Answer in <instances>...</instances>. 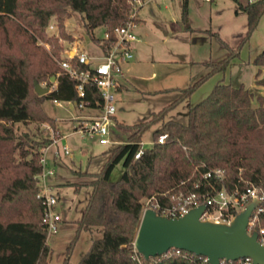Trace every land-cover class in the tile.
Listing matches in <instances>:
<instances>
[{
	"label": "trees",
	"instance_id": "trees-1",
	"mask_svg": "<svg viewBox=\"0 0 264 264\" xmlns=\"http://www.w3.org/2000/svg\"><path fill=\"white\" fill-rule=\"evenodd\" d=\"M133 0H0V264H48L50 249L42 224L44 206L38 196L37 174L41 171L40 150L50 142L17 137L12 125L49 123L54 119L43 109L45 100L70 102L73 106L99 109L97 89L84 84V96L76 91V79L59 67L63 51L61 41H70L65 20L72 12L84 15V27H97L112 35L130 15ZM247 16L245 35L236 48L222 41L228 54L217 62H205L207 71L179 96L148 119L131 128L133 132L106 151L99 171L86 172L81 186L91 187L62 264L81 230L93 228L101 236L92 238L77 264H208L203 255L171 248L163 255L145 259L133 245L143 211L142 198L155 196L162 204L168 195L178 191H212L223 185L228 190L250 182L264 190V96L254 94L243 84L232 86L218 82L200 101L188 107L182 123L168 114L212 75L224 72L238 55L264 12V0L239 6ZM55 20L56 34L47 27ZM185 30L186 6L181 12ZM216 34V33H212ZM44 45H47V49ZM257 68L264 66V49L253 59ZM259 70L256 75L259 74ZM55 78V83L50 78ZM34 81L49 91L37 95ZM255 99L257 106H252ZM152 142L143 147L141 136L153 125ZM166 134L163 143L157 138ZM141 150L138 158L135 154ZM121 163L123 171L117 180L110 178ZM221 169L224 179L215 183L205 173ZM264 227V211L259 213ZM264 238V233L262 234ZM243 259V258H241ZM235 261H238L235 260ZM225 264L228 261L223 260ZM242 264V263H240Z\"/></svg>",
	"mask_w": 264,
	"mask_h": 264
},
{
	"label": "rangeland",
	"instance_id": "rangeland-1",
	"mask_svg": "<svg viewBox=\"0 0 264 264\" xmlns=\"http://www.w3.org/2000/svg\"><path fill=\"white\" fill-rule=\"evenodd\" d=\"M175 2L176 0H152L145 3L140 9L139 16L141 15L144 23L138 28L134 27V32L142 35V37L140 35L143 41L140 49L142 63L133 72L134 76L140 78L128 85L126 91L116 93L115 113L111 118L109 128V144L101 145L96 136L81 135L76 132L75 127L82 126L83 122L90 118L85 115L92 113V110L84 108L72 111L67 102L56 103L52 100L43 102L44 111L54 119V128L49 123L36 122H16L12 125L16 136L22 141L28 139L31 144L32 141L38 142L50 137L51 142L48 144L50 145L54 142L52 137L59 139L61 136H65L64 140L60 139L46 152V157L53 156L55 158L54 174L47 177L45 182L57 196L55 208L60 215L57 230L47 238L50 249L48 264H62L66 248L75 234V221L80 217L91 190V187L87 186L76 189L80 183L88 179L85 173L99 171L106 160L105 152L125 141L133 132L131 128L133 125L148 119L150 113L157 112L172 102L179 96L180 89L187 87L202 76L207 71L203 63L217 62L225 57L228 50L222 41L234 49L245 35L247 16L234 0H213L209 3L204 0H190L189 9L186 10L187 23L190 27V30L187 31L181 21L182 11L178 10ZM71 15L66 20L65 29L72 40L61 41L62 58L72 47H75V41L78 43V48L86 53L100 55L96 42L103 36L104 27H97L92 32H87L84 27V15L77 12H72ZM166 20H179L182 29H184L178 33L179 37L162 40L164 39L162 30L166 29L164 22ZM50 24L53 25V28H47V33L49 35L56 34L53 18L50 20ZM44 46L49 48L47 45ZM263 49L264 12L228 68L224 72L216 73L218 79L214 83L211 79L198 90L200 84L195 89V94L192 93L188 99L179 103L168 114L167 119L171 118L185 123L189 102L196 103V100H202L208 94L200 97L204 93L203 91L218 82L229 83L235 87L243 84L254 94L261 92L264 95V86L261 87L257 82H264V67L261 73L256 75L260 68L252 64V59ZM177 53L179 56H175ZM165 58H168V61L161 62ZM52 82L55 83V81ZM165 88L172 90L158 93L149 92L166 90ZM251 103L253 107L257 106L255 99ZM158 125H153L144 131L141 136L143 147L151 144L152 133ZM64 144L68 146L69 154L60 152L59 155H54L56 149L61 150V146ZM122 171V164L118 163L110 178L117 180ZM38 186L43 187V183L39 182ZM144 200L145 197L142 198V202ZM100 236L101 232L95 228L92 231L81 230L69 254L67 264H77L81 255L88 248L91 239Z\"/></svg>",
	"mask_w": 264,
	"mask_h": 264
},
{
	"label": "built area",
	"instance_id": "built-area-1",
	"mask_svg": "<svg viewBox=\"0 0 264 264\" xmlns=\"http://www.w3.org/2000/svg\"><path fill=\"white\" fill-rule=\"evenodd\" d=\"M204 1L211 2L212 0ZM234 1L239 6H244L259 0ZM142 3V0L132 1L129 19L123 25L115 27L112 35L104 31L101 39L97 41L100 55L89 54L76 47L72 53L68 52L65 58L58 61L60 69L65 74L76 79V91L79 97L84 96L85 83L91 84L97 89L101 97V107L98 109L99 113L88 118L83 122L82 126L75 127V131L81 135L96 136L98 143L101 145L110 143L109 128L111 118L115 113L116 93L123 87V67L133 58L132 48L137 40L134 32L135 15L137 8ZM47 28L51 29L53 25L50 24ZM78 107L81 108L82 104H78ZM165 138L166 134H162L157 138V142L163 143ZM52 139L54 142L40 150L41 171L36 176L37 185L39 182L43 183V187L38 186V196L41 197L44 206L42 224L47 238L57 230V225L60 221V215L55 208L57 196L45 182L48 176L53 175V169L47 165L46 152L51 145L59 141V139H54L53 137ZM60 152L69 154L70 151L68 146L64 144L61 146V150L56 149L54 155H59ZM140 154L141 150L135 154L134 158H138ZM204 178L206 180L213 178L215 183H221L224 179V173L221 169H215L205 173ZM168 198V202L162 204L155 196L146 197L142 202L143 210L151 207L159 214L174 217L181 216L190 208L204 203L205 209L200 215L201 219L228 223L234 214L249 200L257 198L259 199V204L253 209L248 219L247 231L250 233L256 230L258 239L264 244V238L262 236L264 227L259 226V213L264 211V190L261 187L245 181L242 188L234 187L228 190L221 185L220 187H213L212 191H178L177 193L169 194ZM204 259L206 260L205 256ZM240 263L251 264V259L245 257L243 259L239 258L238 261H228V264ZM220 264L225 263L221 260Z\"/></svg>",
	"mask_w": 264,
	"mask_h": 264
},
{
	"label": "water",
	"instance_id": "water-1",
	"mask_svg": "<svg viewBox=\"0 0 264 264\" xmlns=\"http://www.w3.org/2000/svg\"><path fill=\"white\" fill-rule=\"evenodd\" d=\"M50 80L54 81L55 78L51 77ZM34 91L40 96L49 89L34 81ZM258 204L257 198L249 200L228 223L201 219L204 203L174 217L159 214L147 207L141 213L134 248L145 259L176 248L203 255L208 264L245 257L251 259V264H264V244L258 239L256 230L247 231L248 219Z\"/></svg>",
	"mask_w": 264,
	"mask_h": 264
},
{
	"label": "crops",
	"instance_id": "crops-1",
	"mask_svg": "<svg viewBox=\"0 0 264 264\" xmlns=\"http://www.w3.org/2000/svg\"><path fill=\"white\" fill-rule=\"evenodd\" d=\"M143 1V0H142ZM149 1H152V0H146V1H143V3L137 8V11H136V15H135V27L138 28L139 25H143L142 23H144V20L143 18L141 17V15L139 16L140 14V9L143 7V5ZM213 1V0H212ZM211 1V2H212ZM205 2V1H204ZM209 3V2H208ZM177 4V5H176ZM189 5H190V0H176L175 2V6H177L178 10L181 12L182 11V8L183 6H186V10L188 11L189 9ZM72 16V15H71ZM67 20V19H66ZM66 20H65V26H66ZM165 22V27L166 29L165 30H162V33H163V38L162 39L163 41H166L167 39L166 38H177L179 37L178 36V33L181 32V31H184V29H182L180 23H179V20H166L164 21ZM187 31V30H186ZM136 37H137V40L135 41V43L133 44V48H132V52H133V60L130 61L129 63L125 64L124 67H123V72H124V78H123V87L117 92L118 94L119 93H122L123 91H126L128 88V85H131L133 83L134 80H137V78H140V77H137V76H134V71H136L138 65H140L142 63V60H140V49H141V46L143 44V41L142 39L140 38V35L141 33H136ZM142 37V35H141ZM95 40V39H94ZM74 45L75 47H72L70 50H69V53H72V51L78 47V43L77 41L74 42ZM96 47H97V42H96ZM67 55V54H66ZM169 55V54H168ZM175 56H179V54L177 53ZM66 56H64L63 58H65ZM163 61L161 62H166L168 61V58L166 59H162ZM152 61H155V60H152ZM160 61V60H159ZM144 63V62H143ZM264 67V66H263ZM263 67L260 68L259 70V73H261V71L263 70ZM211 79H213V83L215 82L216 79H218V75L215 74L212 75L211 77H209L207 80H205L197 89L200 90V88L204 85V83L206 82H209ZM258 84L263 87L264 85V82L263 81H257ZM214 85V84H213ZM213 86H209L207 89H205L203 92V94L200 96V97H204L207 93H209V91H211ZM166 89V88H165ZM169 90H172V89H166V90H158V91H149V92H152V93H158V92H166V91H169ZM196 90L193 92V94H195ZM261 94V92H260ZM204 95V96H203ZM264 96V95H263ZM198 100H196V103H197ZM56 103H59V101H55ZM69 103V109L74 111V109H80V108H77L75 106H73L72 103L70 102H67ZM195 102H189V106L193 105ZM43 106V104H42ZM44 109V108H43ZM84 108L80 109V110H83ZM90 110H92V113H89L88 115H85L86 117H93L95 115H97L99 113V110L98 109H91V108H88ZM49 116V115H48ZM53 118V117H52ZM60 139H65V136H61L59 138ZM124 142V141H123ZM49 150V148H48ZM106 154V152H105ZM47 155V154H46ZM53 163V164H52ZM54 164H55V158L53 156H47V165L49 168H52L53 169V174H54ZM52 176V175H51ZM49 177V176H48ZM94 229V228H93ZM92 229V230H93ZM96 229V228H95ZM91 230V231H92ZM98 230V229H97Z\"/></svg>",
	"mask_w": 264,
	"mask_h": 264
}]
</instances>
